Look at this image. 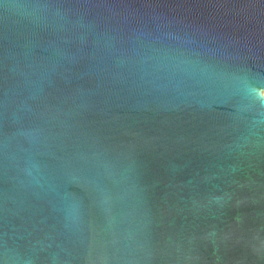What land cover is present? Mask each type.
<instances>
[{
  "label": "water",
  "instance_id": "obj_1",
  "mask_svg": "<svg viewBox=\"0 0 264 264\" xmlns=\"http://www.w3.org/2000/svg\"><path fill=\"white\" fill-rule=\"evenodd\" d=\"M0 264H264V0H0Z\"/></svg>",
  "mask_w": 264,
  "mask_h": 264
}]
</instances>
